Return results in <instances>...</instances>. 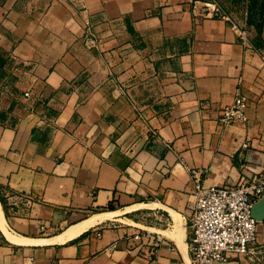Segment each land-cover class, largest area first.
Listing matches in <instances>:
<instances>
[{
	"label": "crops",
	"instance_id": "obj_1",
	"mask_svg": "<svg viewBox=\"0 0 264 264\" xmlns=\"http://www.w3.org/2000/svg\"><path fill=\"white\" fill-rule=\"evenodd\" d=\"M3 5L16 78L0 110V264H194L188 167L204 184L264 170V0L239 16L219 0ZM238 86L246 119L222 123ZM256 214L264 241V201Z\"/></svg>",
	"mask_w": 264,
	"mask_h": 264
},
{
	"label": "built area",
	"instance_id": "obj_2",
	"mask_svg": "<svg viewBox=\"0 0 264 264\" xmlns=\"http://www.w3.org/2000/svg\"><path fill=\"white\" fill-rule=\"evenodd\" d=\"M210 6L209 16L229 19L215 1L210 2ZM244 34L240 31L241 36ZM83 40L90 47L97 44L96 36L90 30L86 31ZM247 106L248 97L238 86L231 104L219 111L218 119L222 123L243 122ZM243 145L247 146V142ZM188 171L193 194L188 218L193 263L213 264L241 255L264 259V241L257 239V218L252 215L253 203L264 196V170L250 181L239 178L233 184H204L199 169L188 167ZM138 236L136 233L135 237Z\"/></svg>",
	"mask_w": 264,
	"mask_h": 264
},
{
	"label": "rangeland",
	"instance_id": "obj_3",
	"mask_svg": "<svg viewBox=\"0 0 264 264\" xmlns=\"http://www.w3.org/2000/svg\"><path fill=\"white\" fill-rule=\"evenodd\" d=\"M227 6H232L238 16L245 10L246 0H219ZM5 0H0V12L4 7ZM1 22V17H0ZM6 52L0 49V110L6 108L9 103V98L14 94V81L16 78V66L8 62Z\"/></svg>",
	"mask_w": 264,
	"mask_h": 264
},
{
	"label": "water",
	"instance_id": "obj_4",
	"mask_svg": "<svg viewBox=\"0 0 264 264\" xmlns=\"http://www.w3.org/2000/svg\"><path fill=\"white\" fill-rule=\"evenodd\" d=\"M262 201H264V196H263L261 199L255 201V202L253 203V205H252V215H253L255 218L258 217V215L256 214V208H257V206L260 204V202H262Z\"/></svg>",
	"mask_w": 264,
	"mask_h": 264
},
{
	"label": "bare ground",
	"instance_id": "obj_5",
	"mask_svg": "<svg viewBox=\"0 0 264 264\" xmlns=\"http://www.w3.org/2000/svg\"><path fill=\"white\" fill-rule=\"evenodd\" d=\"M95 216L102 217V216H104V214H98V215H95ZM79 230H80V227H77V228H74L72 230L67 231V234L68 235H72V234L78 232Z\"/></svg>",
	"mask_w": 264,
	"mask_h": 264
},
{
	"label": "trees",
	"instance_id": "obj_6",
	"mask_svg": "<svg viewBox=\"0 0 264 264\" xmlns=\"http://www.w3.org/2000/svg\"><path fill=\"white\" fill-rule=\"evenodd\" d=\"M112 207V205H108V208H111Z\"/></svg>",
	"mask_w": 264,
	"mask_h": 264
}]
</instances>
